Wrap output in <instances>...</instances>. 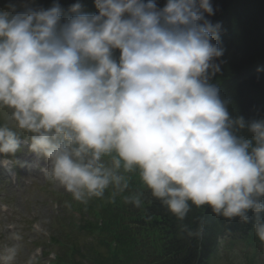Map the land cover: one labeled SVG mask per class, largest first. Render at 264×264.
<instances>
[{"label":"clouds","instance_id":"1","mask_svg":"<svg viewBox=\"0 0 264 264\" xmlns=\"http://www.w3.org/2000/svg\"><path fill=\"white\" fill-rule=\"evenodd\" d=\"M95 7L90 14L77 2L65 14L59 3L8 0L0 8V109L13 122L0 123V155L27 145L46 162L43 176L77 202L110 192L111 202L142 209L147 189L188 238L202 236L204 221L195 230L183 222L207 207L253 220L264 244V119L233 118L211 83L224 49L213 42L221 26L208 18L210 0ZM134 176L140 189H131ZM11 239L0 264L20 252V235Z\"/></svg>","mask_w":264,"mask_h":264},{"label":"trees","instance_id":"2","mask_svg":"<svg viewBox=\"0 0 264 264\" xmlns=\"http://www.w3.org/2000/svg\"><path fill=\"white\" fill-rule=\"evenodd\" d=\"M77 2L82 11L97 13L95 0H36V5L48 8L59 3L67 14ZM155 2L162 8L166 0ZM210 2L214 15L208 18L221 26L219 40L213 42L224 49L223 56L215 61L221 71L211 83L219 87L233 118L242 116L246 122L264 119V0ZM141 187L138 176H134L131 189ZM143 190L142 209L124 203L121 197L111 202L110 192L104 199L78 202L74 210L80 214L79 228L75 230L73 221L68 220L69 234L63 238L66 241L60 240L61 236L52 238L60 250L58 264H211L224 237L237 236L264 245L252 232L253 220L228 221L207 207H193L183 222L195 230L200 220L204 221L202 236L188 238L180 233V222L147 189ZM81 236L89 240L81 241Z\"/></svg>","mask_w":264,"mask_h":264},{"label":"rangeland","instance_id":"3","mask_svg":"<svg viewBox=\"0 0 264 264\" xmlns=\"http://www.w3.org/2000/svg\"><path fill=\"white\" fill-rule=\"evenodd\" d=\"M8 0H0L3 8ZM13 123L10 120V110L0 109V123ZM10 165L0 169V206H7L6 213L0 212V250L17 241L11 239L14 233L21 239L20 252L13 264H27L29 257L35 255L34 247L43 244V232L60 228L63 219L59 218L63 209L64 196L68 193L56 182L46 179L40 171L45 161L39 159L28 150V146H21L15 156H6ZM70 194V193H69ZM39 224L41 232L36 234L31 225ZM81 241H88L87 236H81ZM226 239L213 264H264V249L262 246L230 243ZM230 246V247H229ZM85 252V251H84ZM36 259V258H35ZM33 260L32 264H45L43 261Z\"/></svg>","mask_w":264,"mask_h":264}]
</instances>
